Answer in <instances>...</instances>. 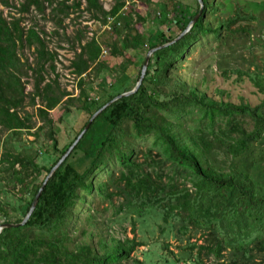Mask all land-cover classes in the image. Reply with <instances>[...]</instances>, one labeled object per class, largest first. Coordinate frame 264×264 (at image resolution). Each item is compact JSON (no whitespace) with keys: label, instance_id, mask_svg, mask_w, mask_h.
<instances>
[{"label":"trees","instance_id":"trees-1","mask_svg":"<svg viewBox=\"0 0 264 264\" xmlns=\"http://www.w3.org/2000/svg\"><path fill=\"white\" fill-rule=\"evenodd\" d=\"M192 1L113 0L106 10L101 0H21L17 12L49 17L54 36L64 33L65 20L83 2L82 11L109 28L106 38L81 31L73 38L77 48L68 68L78 80L76 97L60 84L58 54L46 33L36 22L22 27L23 17L7 20L0 10V136L6 134L0 139V224L25 219L52 168L140 62L137 80L123 93L135 87L146 58L139 53L153 51L139 90L94 120L44 187L26 225L0 233V264H144L134 257L145 246L135 220L132 238L117 239L102 228V213L110 210L113 219L130 214L142 223L159 216V235L179 244V254L170 243L161 245L171 256L166 264H264V40L257 57L262 69L220 71L226 89L205 77L194 80L189 65L196 51L251 36L258 19L239 5L224 16L237 0H203V11L181 36L200 13ZM142 5L165 30L144 32L150 16L141 15ZM0 6L12 4L0 0ZM25 49L34 51L33 64L21 59ZM29 73L31 92L24 81ZM93 79L100 82L90 97ZM245 84L256 104L231 98L229 87ZM58 106L63 115L74 111L85 119L62 146L50 115ZM23 135L33 138L30 147L17 148ZM40 155L49 167L38 162Z\"/></svg>","mask_w":264,"mask_h":264},{"label":"rangeland","instance_id":"rangeland-1","mask_svg":"<svg viewBox=\"0 0 264 264\" xmlns=\"http://www.w3.org/2000/svg\"><path fill=\"white\" fill-rule=\"evenodd\" d=\"M9 1L12 4L11 8L0 6V10L3 12L4 17L7 18V20L23 17L24 20L22 22V27L26 29L29 28L34 22L37 23L38 27L42 29L49 38V49L56 51L58 54L56 73L60 75L59 81L61 86L66 88L68 92L76 97L79 93L77 87L78 80L71 74L68 68L70 61L73 59V54L77 48L76 44L72 45V42L74 41L73 38L79 31L83 32L86 38H91L92 36H104V38H106L109 36L107 32H105L107 29L101 27V25H99L97 22L91 20L90 15L82 11L84 8L83 2L82 9H80V11H75V13H73L69 19L65 20L64 33L59 30V35L54 36L53 32L55 30V26L50 21L49 17L43 18L34 11L30 12L29 14H19L17 9L21 0ZM166 1L167 0H156L155 3L161 4ZM183 1L189 4L193 3L192 0ZM101 3L106 10H110V8L113 6V0H101ZM236 5H239L245 12L252 13L258 19L257 22L252 24V35H238L230 38L222 45L212 44L206 51H196L194 53V57L191 59L192 63L189 65L190 72L194 80H201L205 77L208 82L215 80L216 85L226 89L227 86L222 84V79L219 76L220 71L235 69L243 71H255L258 68L262 69V63L259 59H257V57H260L262 52L260 48V41L264 40V0H237L236 2H230L228 3V9L225 11L224 16L233 14ZM138 7L142 16H146L147 14L150 16V18H148V24L145 25L144 32L146 34L153 33L156 29L165 30L164 26L160 27L157 24L152 12L149 11L145 5ZM126 10H128V6ZM111 25H113V21L111 22ZM120 28H122V26L119 27V29ZM139 29L142 31L140 27ZM121 32V34L124 33L123 31ZM106 49L104 50L107 51ZM149 53L150 52L146 49L139 54L142 55V57H147ZM19 54L23 61L27 60L29 64H33L35 62V54L33 50H21ZM108 56L109 55L106 53L104 54L103 58L108 59ZM141 66L142 65L140 62H135L134 67H131L129 70L130 77L125 81L124 84H117V89L113 91V93L121 94L127 86L133 85L137 80V74L139 73ZM50 77L53 78V75L51 74ZM187 78L191 79V77ZM24 81H27L26 91L31 92L33 82L32 74L29 73L28 77L24 78ZM107 81L109 84H114V80L109 76H107ZM99 82V79H93L88 83L87 90L90 97H95L97 95L96 87L98 86ZM249 86L250 85L245 84V86L241 88L229 87L228 91L231 94V98L233 100H238L240 97L244 96L245 98L249 99V101L251 100L252 104H256V98L251 95L252 89ZM27 110L29 112L34 111L32 108H27ZM50 115L55 122L56 131L59 132V141L61 146L66 143L68 138L70 139L73 136V126L77 124L76 128L79 129L85 120L78 116V113L74 111H72V113L68 116L63 115V109L61 106H58L54 111H51ZM60 118H63L61 122L59 120ZM5 137L6 134L3 133L0 136L1 141H3ZM32 140V137L23 135L21 141L17 142V148L30 147L29 141ZM42 143H44V149L48 147V144L43 140ZM38 162L42 165H46L47 167L51 165V161L48 162L42 155H40ZM113 214V210L102 213V218L100 219V223L104 224L102 228L105 230V227H109L111 229V235L114 238L124 239L125 236L132 238L133 235L131 234V220H135L137 223V239L145 246L140 247L139 250L134 254V257L144 262V264H166L164 262V257H166V259H170L171 256L162 250L161 245L164 242L170 243L172 245L171 250L175 254L180 253L178 250L179 244L175 238L165 236L161 237L159 235L157 230V226L161 223L159 216L151 214V216H148L144 223H142V220H139L134 215L131 216L130 214H121L119 217L113 219ZM196 238H199V234L196 235ZM194 240L195 239H192V241Z\"/></svg>","mask_w":264,"mask_h":264},{"label":"water","instance_id":"water-1","mask_svg":"<svg viewBox=\"0 0 264 264\" xmlns=\"http://www.w3.org/2000/svg\"><path fill=\"white\" fill-rule=\"evenodd\" d=\"M200 6V13L192 20V22L189 24V26L187 27L186 31L181 35L183 36L185 33H187L192 26L194 25V23L196 22L197 18L199 17V15L201 14V12L203 11V0H197ZM153 51H150V53L148 54V56L145 59V62L143 64L142 70H141V75L139 80L137 81L135 87L126 93H122L119 94L118 96H116L113 100H111L110 102L106 103L102 108H100L95 114L92 115V117L90 118L88 124L86 125V127L84 128V130L79 134V136L77 137V139L74 141V143L70 146V148L68 149V151L64 154V156H62V158L58 161V163L52 168V170L50 171V173L47 175V177L44 180V183L38 193V195L36 196L31 209L29 211V213L27 214V216L25 217V219L20 223V224H0V233L5 230V229H11V228H20L24 225H26V223L28 222V220L30 219L31 215L33 214L37 203H38V199L40 194L42 193L44 187L46 186V184L48 183V181L53 177V175L56 173V171L63 165V163L66 161V159L70 156V154L72 153V151L74 150V148L78 145V143L80 142V140L83 138V136L85 135V133L88 131L90 125L94 122V120L102 113L104 112L106 109H108L110 106H112L114 103H116L117 101L126 98V97H130L132 95H134L140 88L143 79L146 75V71H147V67H148V63H149V58L150 55Z\"/></svg>","mask_w":264,"mask_h":264},{"label":"built area","instance_id":"built-area-1","mask_svg":"<svg viewBox=\"0 0 264 264\" xmlns=\"http://www.w3.org/2000/svg\"><path fill=\"white\" fill-rule=\"evenodd\" d=\"M112 21H113V19L108 18L109 25L111 24ZM109 25H108V26H109ZM107 29H109V28H107ZM103 53L106 54V51H103ZM0 157H1V151H0Z\"/></svg>","mask_w":264,"mask_h":264},{"label":"crops","instance_id":"crops-1","mask_svg":"<svg viewBox=\"0 0 264 264\" xmlns=\"http://www.w3.org/2000/svg\"><path fill=\"white\" fill-rule=\"evenodd\" d=\"M153 2H155L156 0H152Z\"/></svg>","mask_w":264,"mask_h":264}]
</instances>
